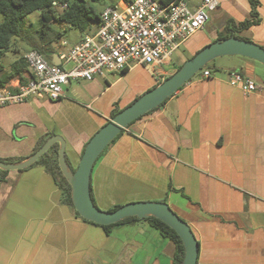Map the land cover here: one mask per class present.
<instances>
[{"label": "crops", "instance_id": "0c3cea01", "mask_svg": "<svg viewBox=\"0 0 264 264\" xmlns=\"http://www.w3.org/2000/svg\"><path fill=\"white\" fill-rule=\"evenodd\" d=\"M259 3L260 24L238 36L264 48V0ZM210 13L206 26L180 46L188 55L184 61L214 42L228 20L249 19L250 4L219 0ZM28 17V25L38 23L36 13ZM16 49L0 60L4 85L28 76L22 69L9 77L12 65L33 48L24 55ZM236 58L229 68L208 69L209 78L194 76L129 124L101 153L90 176L100 210L164 201L190 226L199 245L197 264H264V65ZM180 62L132 64L122 74L72 81L57 101L41 96L0 106V161L24 160L41 139L59 136L75 170L112 114L162 83ZM60 67L68 65L60 61ZM232 72L259 90L245 93L231 85ZM174 255V243L146 221L116 225L108 234L83 221L62 201L57 180L44 166L10 171L0 182V264H173Z\"/></svg>", "mask_w": 264, "mask_h": 264}, {"label": "built area", "instance_id": "2783aa9c", "mask_svg": "<svg viewBox=\"0 0 264 264\" xmlns=\"http://www.w3.org/2000/svg\"><path fill=\"white\" fill-rule=\"evenodd\" d=\"M52 5H60L59 0H53ZM218 6L219 0H202L195 9H190L184 0L167 4L159 0H120L106 6L99 13L94 33L85 34L79 43L60 54V61L70 68L53 65L36 49L28 51L24 56L27 78L23 83L0 86V106L41 96L57 101L63 87L72 81L122 74L132 64L161 65L206 26L209 13ZM199 73L200 78L211 76L208 69ZM230 84L245 93L259 90L251 79L234 72L230 73Z\"/></svg>", "mask_w": 264, "mask_h": 264}, {"label": "water", "instance_id": "95a60500", "mask_svg": "<svg viewBox=\"0 0 264 264\" xmlns=\"http://www.w3.org/2000/svg\"><path fill=\"white\" fill-rule=\"evenodd\" d=\"M224 56H238L264 65V48L252 41L235 37L215 41L201 49L192 58L152 90L143 94L133 104L120 111L106 123L87 143L77 168L72 171L66 156L65 142L59 136L50 137L37 151L24 160L8 163L0 161L1 171H22L31 167L50 147L57 143L58 165L63 177L70 185V195L74 210L80 218L99 226L114 225L126 218H156L170 227L181 239L184 257L180 264H197L198 242L190 226L179 218L166 203L136 202L119 207L114 211L100 210L92 201L90 176L92 168L106 147L136 119L159 107L189 82L202 68L213 60ZM53 65H60L54 55Z\"/></svg>", "mask_w": 264, "mask_h": 264}, {"label": "trees", "instance_id": "16d2710c", "mask_svg": "<svg viewBox=\"0 0 264 264\" xmlns=\"http://www.w3.org/2000/svg\"><path fill=\"white\" fill-rule=\"evenodd\" d=\"M89 1L98 3L101 2L102 0H89ZM124 1H131V0H124ZM159 1L163 4H167L176 0H159ZM248 1L250 4V18L237 23L233 20H228L224 29L222 30L221 33L218 34V37L215 41L228 39L230 37H235L238 39L250 41L249 39L238 36V34L244 30L250 29L253 26L259 25L261 19L257 11L260 5L259 0H248ZM52 2L53 0H0V15L2 16V22L0 23V60L5 53L17 50L15 40L16 38L21 37L22 25L25 23L27 17L33 13L39 14V20H38L39 26L37 31H35L34 33L42 46H40L41 48L37 46L35 47L32 46V48L36 49L41 54L43 53L42 48L47 47V44L49 47L50 44L53 42L52 40H50L47 42L46 46H44L43 43H45V39L47 37H53L55 39H58L61 36L62 32L60 31L56 32L53 29L54 24L57 25L65 24L68 27H75L82 31H85L87 30L90 22L96 23L99 19L100 12L97 13L92 6L87 4L86 0H59L60 5H58L57 7H54L52 5ZM64 3L66 4V7L62 8L61 4ZM24 61L25 59L19 58L18 61H16L12 65L11 74L9 75V77H13L16 74H19L22 69H27V64L26 62L24 63ZM180 67L181 66H179L177 70ZM205 69H209L208 65L202 68L201 71ZM125 72L126 70L123 73ZM5 82L6 79L0 80V86H3ZM116 114H118V111L112 114V118ZM118 136L109 145H111L118 138ZM46 141L47 138L41 139L37 143L34 152L37 151ZM109 145L106 147V149L109 147ZM58 148L59 145L57 143L53 144L50 147V149L43 156H41L32 166H36V165L44 166L46 172L51 174L57 180L58 187L62 195V201L66 205L74 209L70 195V185L67 182V180L63 177L58 165ZM20 160L22 159H11V160L9 159V160H3V162H17ZM72 171H74V169H72ZM7 173H8L7 171L0 170V182L4 181ZM90 194H91V190H90ZM159 202L165 203L164 201H159ZM118 208L119 207H115L109 211H114ZM75 213L79 217L76 211ZM82 220L87 223L96 225L84 219ZM129 221H146L147 223H149V225H151L156 230H158L163 237L172 241L175 245V255L173 259V264H180V262L184 257V248L181 239L175 233V231H173L165 223H163L162 221L156 218L149 217L146 219H138L135 217H130L114 225L100 226V227L105 229L106 233L108 234L114 226ZM198 249H199V245H198Z\"/></svg>", "mask_w": 264, "mask_h": 264}, {"label": "rangeland", "instance_id": "374dc122", "mask_svg": "<svg viewBox=\"0 0 264 264\" xmlns=\"http://www.w3.org/2000/svg\"><path fill=\"white\" fill-rule=\"evenodd\" d=\"M120 0H102L101 2L98 3H94L91 2L89 0H86L87 4L92 6L94 8V10L99 13L101 11L102 8H105L106 6H110L111 4H116L117 2H119ZM202 0H187V4L189 6V8H193L195 5H198ZM195 9V8H193ZM59 10V9H58ZM37 15H39L38 13H36ZM211 13H209V17H211ZM32 18L28 17L25 21V23L22 25V35L20 38H16V46L19 48V54L20 55H24L25 52H27L28 50H30L33 47L37 46L40 47L42 46L39 42V40L37 39L36 35H35V31H37L38 29V23H34V24H29L28 25V21H30ZM2 22V16L0 15V23ZM28 25V26H27ZM57 25L54 24L53 25V29L58 32H63L62 37L55 39L53 37H47L45 39V43H43L44 46H46L47 42L52 40L53 42L50 44V46L48 47H43V56L46 60H48L50 62V58L52 54L57 55L58 53H66L67 49L73 44L76 43L77 41H79L86 32H94L96 29V23L95 22H90L89 26L87 28V30L82 31L78 28L75 27H68L65 24H61ZM210 25H215V24H210ZM62 28V29H61ZM62 42L66 43V46L62 45ZM41 48V47H40ZM47 48V49H46ZM11 57V54L8 53L6 55V57L4 58V62H8L9 59ZM188 55L184 53L183 48H179L178 50H176L175 52H173L172 56H171V60L172 61H181L180 64H183L185 61V58H187ZM235 57H231V56H224V57H219L215 60H213L212 62H210L208 64V68L210 70H219L220 68L226 69L231 67V61H236ZM188 60V59H187ZM68 68H70V66H68Z\"/></svg>", "mask_w": 264, "mask_h": 264}]
</instances>
